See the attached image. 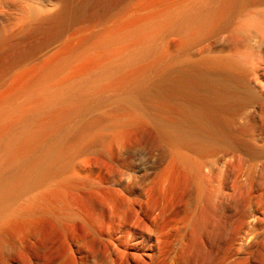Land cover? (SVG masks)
Returning a JSON list of instances; mask_svg holds the SVG:
<instances>
[{"label":"bare ground","instance_id":"obj_1","mask_svg":"<svg viewBox=\"0 0 264 264\" xmlns=\"http://www.w3.org/2000/svg\"><path fill=\"white\" fill-rule=\"evenodd\" d=\"M50 1V6L46 8L28 3L23 5L22 18L15 22L17 30L0 34L1 81L4 76L2 74L19 65L17 62L31 61L33 54L49 49L62 38L81 39L79 44H60L62 47H58L59 50L52 56H46L47 58L32 66L34 72L28 80L19 84L20 87L18 85L17 90L10 93L7 91L0 97V216L8 213L9 206L19 197L39 189L41 185L51 184L61 170H57V167L62 165L64 168L70 157H74V154L76 156L77 152L78 155L81 150L90 153L97 149L96 146L106 147L111 151L117 138L109 141L110 135L117 136L115 132H119L121 128L127 129L125 127L129 128L131 124H149L173 151L171 156L167 155L170 157L167 164L164 162L166 183L162 180L163 185H167L169 181V186L175 185L177 188L180 178L173 185L171 180H177L175 176L179 175L182 180L191 182L196 190V198L190 201L192 203L193 200L191 209H187L189 202L184 200L187 208L181 211L182 207H176L178 202L180 206L184 204L182 200L177 201L178 192L183 188L185 191L183 185L185 186L186 181L183 185L184 180L182 181L181 190L175 192V188L174 193L178 196L173 191L167 192L173 187L165 188L168 193L166 197L171 194L172 199L175 198L173 195L177 198L173 199L175 206L171 203V198V201H168L169 198L165 199L167 226L163 234V258L165 264H178L184 256V241H193L196 235L198 240L197 228H204V219L203 222H198L202 211L194 207V201H198L199 207L202 201H207L208 204L211 200L212 204H216L215 199H219V205L225 210L231 200L229 197L228 201V195L234 196L236 183H231L234 189H231L229 183V189L233 193L227 195L228 192L224 191L227 176L220 172L219 165L227 170L231 166L229 163L233 165L237 157L236 161L241 164L239 158L242 160L246 156L248 162L243 163L248 164L249 158L251 163L247 170L251 166L253 173L252 169L259 167V172L256 169L259 174L256 175H260V181L264 183V66L256 69L248 66L255 58L250 54L251 61L248 56L252 41L259 34H262V41L264 36V0H161L157 5L151 6L160 7L159 9L140 16L136 13L145 11L148 5L138 4V9L133 8L134 0H80L77 5H73L72 0ZM72 25H78V28L74 26V32L65 34ZM260 27L263 30L261 33ZM93 28L96 30L92 33ZM84 33L83 38L78 37ZM221 40L227 42L221 44ZM256 41L264 44L260 39ZM84 44H90L85 48L89 55L87 52L84 54ZM84 56L92 58L87 59L90 61L85 65L87 60H84ZM109 81L113 82L108 84ZM254 84L259 86V91ZM253 102L256 106L259 104L257 108L260 118L257 125L255 114L248 111ZM256 128L258 136L255 135ZM106 148L103 152L108 151ZM114 155L110 154L108 157L111 162L118 161ZM231 158H234L233 162ZM252 161L256 164H252ZM243 170L246 174V167ZM232 172L233 170L231 174ZM219 173L221 176L217 178ZM240 174L243 175L241 169ZM232 178L229 181L235 182L237 179ZM249 178L252 179V176L247 179ZM216 180L219 186H213L218 190H213L210 185ZM246 182L248 181L245 179L244 184ZM60 184L57 186L55 183L54 188H50L47 193L38 194L36 200L44 202L47 198H57L61 192L65 193L66 189L62 184L65 189L62 190ZM240 188L236 190V196L247 192L246 188L243 191ZM184 194L181 195L185 196ZM254 196L251 197L254 199ZM234 199L231 202L233 204L237 202ZM256 199L254 206L261 198ZM263 200L262 198L261 201ZM250 202L253 203L252 200ZM219 205L212 206L217 211ZM215 210L210 207L209 213L216 215ZM261 214H264V207ZM207 217L206 224H210ZM257 217L253 219L260 221L261 217ZM218 222L213 225L214 228L219 225ZM188 227L196 234H190V230L189 234H184L181 228L185 230ZM248 228L246 232L251 230V227ZM212 232L217 234L214 229ZM200 233L203 237L202 231ZM227 234L218 237L219 246L211 264H235L232 258L236 250L239 251L242 247L241 237L243 239L245 233L241 232L242 236L238 239L236 237V246L227 240L230 238ZM248 234L251 235L252 232ZM195 238L194 245L197 241ZM179 244L182 246L178 248ZM244 259L239 258V264H243ZM182 263L185 262L182 260Z\"/></svg>","mask_w":264,"mask_h":264},{"label":"rangeland","instance_id":"obj_2","mask_svg":"<svg viewBox=\"0 0 264 264\" xmlns=\"http://www.w3.org/2000/svg\"><path fill=\"white\" fill-rule=\"evenodd\" d=\"M79 1L80 0H74V1L72 0L71 2H73L72 3L73 5H77V2L79 3ZM158 1L161 0H134L133 8H137L138 4L148 5L147 6L148 9L142 12L139 11L136 13V15L140 16L147 12H150L151 10L159 9L160 7H151L157 5ZM27 3L36 5L38 7L40 6L42 8H46L50 6L51 1L50 0H0V34H4L6 32H11V31L13 32L17 30L18 25H16L15 22H17V20L22 18V14L24 12L23 5ZM74 26L76 29L78 28V25L77 26L72 25L71 28L68 29L70 31L67 30L65 34L68 35L70 32L71 33L74 32V30H76ZM261 28L262 27H260L259 29L261 30ZM95 30L96 29L93 28L91 32L93 33V31ZM263 30H261L259 33L263 32ZM85 34L86 33L78 37L83 38ZM260 35L262 34H259V37L256 36V38L258 37L257 39H260V42H262L264 41L263 40L264 36H262L263 39L261 41ZM65 36L66 35H64V37ZM255 39L252 41L253 45H252V49L250 50L251 52L249 51L248 52L249 55L247 54L249 57L250 54H252L251 55L252 57L253 55L255 56V58L253 57V62L248 63V66L251 69H256L259 66L260 67L264 66V55H262L264 54V47H263L264 44L259 43V41L257 42L256 41L257 39L256 40ZM61 40L57 42L58 44L55 43L49 49L33 54L34 56L35 55L36 56L32 57L33 56L32 55L30 58L31 61L28 60L26 63L25 61L22 60L24 62L22 63L18 60L19 62H17V64L19 65H16V67H12L10 71L6 72V74L4 73L2 74L1 72V74L4 76L2 78V81L0 79V94H1L0 97L4 96V93L6 94L7 91L10 93L11 91H14V89L17 90L18 85L23 84L22 83L23 80L24 82L26 81L25 79L28 80L30 78V75L34 72V68L32 69V66L35 65L37 61L52 56L56 51L59 50L60 47H62L60 44L65 42L79 44L81 39L73 40L70 38L66 39L65 37L64 40L62 41ZM92 41H94V39ZM221 42H220L221 44H223V42L225 44V42L227 41L221 40ZM254 42L258 43V45ZM87 44H84V46H86ZM89 45L87 46L89 47ZM87 46L84 47V49L88 48ZM261 46L263 48H260ZM86 52L87 49H85L84 54ZM259 54L262 56H260ZM257 55L259 57H257ZM91 57H93V55H91ZM91 57L89 58L86 57V59L84 60L85 61L87 59L91 60L92 59ZM252 57H250L251 59L249 58L251 61H252ZM256 58H258V60ZM90 60L84 62V65ZM253 79L254 78H252V81ZM113 81H109L108 84ZM254 85L255 88L259 91L260 90L259 86H256V84ZM254 102L251 103L253 106L250 104V107L253 108L251 109L250 107H248V109H250L248 111L255 114L254 119L256 118L255 123L257 125L259 123V118H260L258 114L259 104L257 103L258 106H256ZM254 106H256L255 108L257 110L254 108ZM130 126L129 128L125 127L127 129L121 130L122 129L121 128L119 132H115L117 133V136H115L116 134H113V137L112 135H110L109 141L117 138L116 139L117 141H115L111 146V151H109L110 149L104 147L109 152L106 149L105 151L107 152H103L104 148H102L101 146H96L95 148L97 149L91 150L90 153L85 152L87 154L83 152L84 150L79 151L81 152L79 153V155L77 154L78 153L77 152L76 153L77 157L75 156V154L73 155L74 157L71 156L70 157L71 159H69L66 166H64L65 169L62 167V165L57 167V170L58 169L60 170V168L61 170L58 171V175L56 179H54L55 181L54 180L53 182L51 181L52 182L51 184L50 182L48 184L46 183L45 184L46 186L41 185L40 187H38L39 189L36 190L34 189L31 192L27 193V195L24 194L25 196L23 195V197L22 196L21 198L19 197L20 199L18 198L17 199L18 201L17 200L14 201V203H12L13 205L9 206L10 208L8 209V213L6 212L5 214H3L2 215L3 217L0 216V264H165L163 258V253H164L163 234H165L166 232L165 230L167 226V220L165 217V210H164L166 209V206L164 207V205L167 203V202L165 203V201L167 200L165 199L169 198L168 201H171L170 200V198L172 199L171 194L170 197L169 196L166 197L170 191L171 192L173 191V194L175 195L177 194L174 193V190L176 188L175 185L172 186L173 188L168 185L171 182L168 181L167 185L165 184H164L165 186L163 185V182L165 181L164 178L165 171H163L164 169L163 167L166 166L168 161L167 159L170 158L168 156H171L173 151L170 146H167V144L163 142L162 138L153 130V128L149 124L143 125L139 123L138 125L137 123L134 125L131 124ZM257 132L258 129L255 132L256 136L259 135V132L258 133ZM110 154H115L114 156L118 161L111 162V160L108 159V157H110L109 156ZM192 156L194 157L195 154H193ZM242 156L240 155V157ZM165 157H166V161H164ZM245 157H242L245 160L244 159L241 160L239 158V162H241V164L238 163V161H236L238 157L235 160L234 158H231L232 162L234 160V163L233 165L232 163H229L231 164V166L229 165V167H227V170L225 167L223 168L222 165H219L220 168L218 167L219 169H221L220 172L222 173L224 172L225 176H227L228 181L224 191L226 193L228 192L227 195L229 193L234 192V196H235L234 197L233 194H229L231 196L228 195V201L230 199L231 200L230 203L227 201V203L229 204L226 205L225 208L226 211L223 210L221 205H219L220 203V201H218L219 199H215L216 204H212L211 200L208 201V204L209 202L211 203L209 206H207L208 205L206 203L207 201L206 202L202 201L200 205H202L203 207H200V205L198 207L197 204L198 201L197 202L194 201V204L196 203V206L194 207H197L196 209L199 208V211H202V214H199V212L196 210V213L198 212L197 214H199L198 222L199 223L203 222L204 219V223L206 224L207 216H208L207 218H209V221L211 222L210 224H206V225L204 224V228H202L203 225H201L202 226L201 228L204 231L200 229V226H198L199 227L197 228L199 232L197 233L198 240L197 238H195L197 235L194 237L195 240H197L195 243L196 246L194 245V238L193 241L190 240L191 242L186 240L184 241L185 246L187 245L186 247H188L187 249H190L188 251H190L191 253L187 252V249L185 248L184 245L182 246V244H179L177 246L178 248L182 246L183 252L185 251L182 254L184 256L181 257V260L179 262L180 264H211V262L213 261L212 259L214 257L215 251L217 250L216 248L217 246H219L217 245L219 243L218 237L225 233L226 234L228 233L227 235L230 236V238L227 240L232 245L235 244V241L238 239V237L240 238L242 234L245 233L243 234V239L241 237V241L243 244L241 246L243 247L244 243L246 244V246H244V248L242 247L239 248V251L235 249L236 250V252L234 253L235 256L232 258V261H235V264L236 263L239 264L240 262L239 258L241 260L245 258L244 263L243 261H241V263L243 264H264V228H263L264 220L262 219L264 218V214H261L262 208L264 207V204L262 203L264 202V200L261 201L262 198L264 199V192H263L264 186L262 187L264 183L260 181L261 180L259 178L260 175H256V173L259 174L258 173L260 170L259 167L256 168L258 172H256V169L254 170L253 168L252 169L253 173H252L250 170L251 166L247 170V167H249L251 163L249 158V163H248L249 165L246 164V162H244L245 163L244 164L243 161L248 160V158ZM72 158H74L75 160L74 159L72 160ZM164 162H166V164ZM254 162L255 161H252V164ZM69 163H71V165ZM245 167L247 171L246 174L250 172L248 174V177L252 176V179L254 180H252L251 178H249V180L247 179L248 177L244 172L245 170H243L245 169ZM236 169H238V171ZM240 169L243 175L241 174L239 175ZM232 170L234 173L232 172L231 174ZM220 176L221 174L219 173L217 178H219ZM234 177H237V179L235 178L236 179L235 182L229 181L231 178L232 180H234ZM243 177H245L246 181H248L246 183L247 184L249 183L250 186L249 184L248 185L244 184L245 179ZM177 178L181 180L179 181V183L176 182L178 181ZM241 178L243 179L242 180L243 182L240 180ZM173 179L171 180L172 185L176 183L178 185V187L176 188L177 190L175 191L177 192L181 190L182 187L181 183L184 179L182 180V177L179 175L175 176V179L177 180H173ZM162 180L164 181L162 182ZM185 181L186 180L183 181L182 185L184 184ZM237 181L241 182L242 184H240ZM214 182L210 185V187L212 186L213 190H218L217 189L218 188L217 186H219L217 185L218 181L216 180ZM55 183L57 186H59L60 184L61 187L63 184L64 188L66 189L65 193L60 191L61 195L59 194L57 198L52 197L53 199H50L51 198L50 197L47 198L46 201L44 200V202L43 201L39 202L36 200V198L39 197L38 194L42 195L43 193L44 194L47 193L50 190V188L52 187L54 188ZM164 183H166V181ZM187 183L188 181H186L185 186L183 185V187H185V191L183 190L184 188L182 189V191H179L182 195L184 193L186 195L184 194L185 196H182L178 192L179 198L177 201L182 200L181 202H183L184 204L182 203L181 204L183 206L178 205L180 202L177 203L176 201L177 203L176 207L177 206L179 208L182 207L180 209L181 211H184L187 208L184 200L189 202L188 204L189 206L187 209H191L192 206L191 204H193V200L192 203H190V201L191 199L196 198V194H195L196 190L194 186L192 185L191 182H189L188 184ZM229 183L230 184L232 183L233 185L236 183V185H234L235 189L234 186L231 184V189H234L233 192L231 189H229L230 188ZM215 184L217 188L213 186ZM239 185L240 187H242V191L246 188L245 186L247 185V188L245 189V191L247 192L244 191L246 194L245 193L243 194V192L241 191L242 193L241 194L238 193V195L236 196L235 192L236 190L238 191V189L240 188ZM243 186L245 187L244 189ZM257 186L260 188H258ZM167 187L172 188V190L168 189L167 191L165 189ZM236 187L239 188L237 189ZM255 187H257L256 188L257 190L255 189ZM64 188L62 187L61 189L63 190ZM187 189H189L190 191ZM247 189L249 190L251 189V191H248ZM192 190L193 192H191ZM249 192L251 195L248 194ZM260 193H263L262 194L263 196L262 195L260 196ZM253 194L254 195L258 194V195L257 196L255 195L256 196L255 197ZM175 195L173 196L177 198ZM239 195L241 198H239ZM243 195H245L244 196L245 198L242 197ZM60 196L62 200H58L61 199ZM251 196H254V199ZM231 197H234L235 198V199L233 198L234 201L237 200V202L233 201L234 204L231 203L233 200ZM256 198H261V199H258L257 205L254 206L256 204L255 201ZM173 199L171 203H173ZM213 200L214 198H212V202L215 203ZM248 200L250 201L252 200L253 203ZM259 200L261 205L259 203ZM173 204L175 206V203ZM212 205L214 207H217V205H219V207L216 208L218 210L216 211ZM229 205H231V207ZM248 206L250 207L253 206L255 211L253 210V208H250ZM260 206L261 208L259 209ZM178 207L177 209H179ZM210 207L211 209L216 211V215H212L209 213ZM237 209H240L241 211ZM219 210L223 212L221 213ZM244 210L246 211L245 214H244L245 212ZM257 210L258 212H256ZM250 213L255 215H251ZM257 215H259L258 217H261L259 219H261L260 221L262 222V224L256 218L253 219L255 216L257 217ZM221 216L222 218L220 219L219 217ZM213 217L215 218V221L213 220L214 219ZM244 217L246 218L243 219ZM241 218L243 219V221L245 220L246 224L242 221ZM249 218L251 221L249 220ZM216 219L218 221L220 220L221 222L220 221L218 222ZM213 221L214 224H216V222L219 223V225L217 224L218 226L217 225L216 226L218 227L220 232L218 231L217 227L214 228L215 226H213L214 225ZM242 223H244L245 226ZM239 224L243 225V226L241 225L242 228ZM247 226L251 227V230H247L246 232V228L249 229ZM243 227L245 232L242 231ZM205 228L208 231L207 230L205 231ZM212 228L214 229L215 233L219 234L218 236L217 234L214 235V232H212L213 231ZM182 229L184 230V228H181V230ZM183 230L182 232L184 234H189L190 231H191L190 234H196L195 232L192 231L190 227L186 228L184 231ZM201 231L203 233V237L200 233ZM248 231L252 232L253 235L248 234L249 233ZM235 233L236 236L234 235ZM228 236L226 238H228ZM208 237L210 238V240ZM244 237H246L245 238L246 240L244 239ZM232 238H234L235 240ZM189 242L191 243L190 245ZM243 249H245L246 253L243 251ZM240 251L245 254L241 253ZM250 252L251 254H249ZM236 256H238V259ZM182 260L185 263H182Z\"/></svg>","mask_w":264,"mask_h":264}]
</instances>
